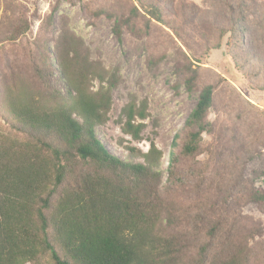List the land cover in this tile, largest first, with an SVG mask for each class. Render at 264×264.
I'll return each instance as SVG.
<instances>
[{
    "label": "trees",
    "instance_id": "16d2710c",
    "mask_svg": "<svg viewBox=\"0 0 264 264\" xmlns=\"http://www.w3.org/2000/svg\"><path fill=\"white\" fill-rule=\"evenodd\" d=\"M134 2L127 13L89 11L114 19L118 39L124 28L142 36L155 21L197 52L219 48L227 31L235 46L242 33L238 8L229 30L215 25L217 41L202 30L200 40L188 43L187 34L200 29L194 20L207 25L208 11L185 0ZM55 9L24 49L26 66L17 59L0 63V119L8 126L0 127V264H264V242L255 241L262 225L241 210L255 203L264 213V189L243 174L251 125L239 127L238 115L225 125L227 140H220L210 117L221 80L203 82L200 59L186 56L183 81L199 96L175 135L165 177L156 143L144 152L131 141L143 139L147 98L131 94L121 109L120 129L131 138L119 140L126 159L97 136L122 75L93 59L68 24L51 49ZM31 29L21 5H14L0 15V46ZM160 60L148 55V66ZM257 89L264 91V83Z\"/></svg>",
    "mask_w": 264,
    "mask_h": 264
},
{
    "label": "rangeland",
    "instance_id": "374dc122",
    "mask_svg": "<svg viewBox=\"0 0 264 264\" xmlns=\"http://www.w3.org/2000/svg\"><path fill=\"white\" fill-rule=\"evenodd\" d=\"M185 1L194 2L200 9L210 13L207 25L202 28L201 22L194 20L199 22L200 29L187 34L188 43L200 40L202 30L217 41L219 34L215 25L229 30L232 26L231 17L238 15L234 12L239 8L242 33L234 38L238 43L229 46L228 40L233 37L231 31H227L220 40L219 48L198 52L189 50L171 29L155 21L150 22L148 32H143L142 36L137 37L124 28L118 39L112 30L114 19L105 14L96 16L89 11V8H107L127 13L135 3L134 0H0V15L14 5H21L32 23L31 31L17 43L5 41L1 44L0 63L17 59L26 66L24 49L44 30L41 29L42 24L56 6L48 30L51 49L54 48L62 25L68 24L85 40L93 59H101L108 68L119 67L122 75L121 84L113 90L109 120L107 124L96 127L97 136L111 152L126 159L127 151L119 144V140L131 138L125 136L120 129L118 119L121 109L131 94L136 95L139 100L147 98L150 117L145 121L147 127L143 139L131 141L144 152L150 148L151 142L156 143L164 152L162 168L166 177L175 135L182 132L185 120L199 96L198 91L190 93L186 90L183 65L186 56L193 60L199 58L200 63H196L201 67L202 81L216 82L220 79L219 91L224 87L218 98L216 112L210 114L211 119L216 122V135L220 140H227L226 136H222L228 135L225 125H233L238 115L239 127L247 128L251 125L247 140L251 156L244 162L243 174L254 179L258 188L264 189V91L257 89L258 85L264 83V0ZM144 21V18L139 21L141 29H144ZM148 55H155L161 60L150 68L147 63ZM239 64L243 69L239 68ZM3 125L8 127L0 119V127ZM205 139L209 140L208 136L205 135ZM241 210L244 215L261 223L264 231V213L255 203H248ZM255 241L264 242V233L262 238L257 237Z\"/></svg>",
    "mask_w": 264,
    "mask_h": 264
}]
</instances>
